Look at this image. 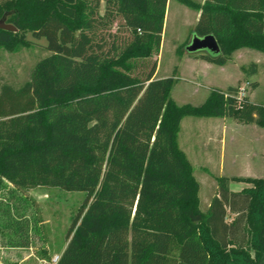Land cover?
Returning <instances> with one entry per match:
<instances>
[{
    "label": "trees",
    "instance_id": "obj_1",
    "mask_svg": "<svg viewBox=\"0 0 264 264\" xmlns=\"http://www.w3.org/2000/svg\"><path fill=\"white\" fill-rule=\"evenodd\" d=\"M100 1L0 0V19L17 28H0V50L29 45V32L49 51L19 87L0 85V181L85 194L56 264H264V178H233L249 186L231 191L218 177L201 211L177 141L186 116L264 129V105L239 99V82L177 104L174 73L154 77L156 60L132 74L136 59L159 54L168 0H104L103 14ZM178 1L198 11L193 34L218 43L201 59L224 65L237 49L264 52V0ZM116 15L132 32L119 53L97 39ZM256 71L251 63L248 75Z\"/></svg>",
    "mask_w": 264,
    "mask_h": 264
},
{
    "label": "rangeland",
    "instance_id": "obj_2",
    "mask_svg": "<svg viewBox=\"0 0 264 264\" xmlns=\"http://www.w3.org/2000/svg\"><path fill=\"white\" fill-rule=\"evenodd\" d=\"M104 9L105 1L101 0L99 14H103ZM197 18L198 11L178 0H168L159 54L145 60L136 59L138 68L132 74L141 72L142 63L156 60L157 78L172 77L174 73L175 81L170 97L177 104L198 105L213 87L225 89L227 85L235 86L239 82L242 97L252 95L254 102L264 105V52L245 47L238 53L239 49L235 50L224 66L210 63V67L206 69L201 67L202 64L199 60H194L193 56L199 57V54L207 51L189 53L184 46L193 37L192 29ZM101 35L106 41L103 50L107 51L114 42L119 53L126 46L132 32L125 26L123 18L116 15L111 25L99 29V43L102 42L99 41ZM26 36L30 40L29 45L17 46L14 50H0V85L9 83L19 87L29 79L30 70L35 63L49 54L44 38L34 39L29 32ZM253 62H257V73L248 75ZM241 77V80H237ZM255 82L257 84L254 86ZM218 119L220 123L225 122L227 125V147L221 169L216 154L210 155L213 159L205 157L203 144L200 143L210 129V118L186 116L182 118L181 130L177 134L178 145L186 152L198 184L196 197L201 211L205 210L208 201L216 194L218 177L226 176L231 189L245 185L233 178L247 175L256 176L249 178L264 177V155L258 154L264 153V129L254 123L235 125L236 120L230 117ZM217 131L220 132L221 129L214 127L212 135ZM84 195L83 192L57 188L36 187L25 190L14 188L1 180L0 264H56L55 257L64 246L67 227ZM232 217L229 213L227 220L230 221ZM13 236H23L24 239H19L17 244V239L14 242Z\"/></svg>",
    "mask_w": 264,
    "mask_h": 264
},
{
    "label": "crops",
    "instance_id": "obj_3",
    "mask_svg": "<svg viewBox=\"0 0 264 264\" xmlns=\"http://www.w3.org/2000/svg\"><path fill=\"white\" fill-rule=\"evenodd\" d=\"M165 22V21H164ZM161 47V46H160ZM240 51V49L237 51V53ZM193 58H194V60H199V62L202 64V66L201 67H203V68H208V67H210V62H208V61H205V60H203V59H201L200 57H198L197 55H195V56H193ZM253 63H256L257 64V62H253ZM226 64V63H225ZM219 66H224V65H219ZM157 69H158V65H157V67H156V71H157ZM242 70V69H241ZM156 71H155V74H154V77H156L157 78V74H156ZM243 71V70H242ZM246 73V72H245ZM256 73H257V71H256ZM256 73H254V74H256ZM244 75V74H243ZM242 75V76H243ZM242 79V77L241 78H238L237 80H241ZM254 81V80H253ZM257 83L255 82V83H253V85L255 86ZM228 86H234V84H230V85H227V87ZM258 86V85H257ZM257 86L255 87V89L257 88ZM215 87H218V86H215ZM218 88H221V87H218ZM223 89V88H222ZM250 97V99H252V95H250L249 96ZM207 118H210V120H211V122L209 123V127H210V129H208V131L206 132V135L207 136H203L202 137V141L200 142V143H202L203 144V151H204V154L203 155H205V157H208V156H210L211 154H216V160H218L219 161V163H218V166H219V168L221 169L223 166H222V164H223V161H224V157H225V153H226V147H227V140H226V131H225V129H226V127H227V125H226V123L225 122H219V119L218 118H221V117H207ZM222 118H224V117H222ZM219 122V123H218ZM236 124L235 125H238V124H240V125H242L241 124V122H238V121H236L235 122ZM244 124H247V123H244ZM249 124V123H248ZM214 127L215 128H217V129H221V131L220 132H218L217 131V133H215V135H212V134H214V132H213V130H214ZM260 127V126H259ZM180 130H181V126H180ZM214 142H215V146H214ZM212 145V146H211ZM183 150V149H182ZM184 151V150H183ZM185 152V151H184ZM186 153V152H185ZM258 154H263L264 155V153L263 152H260V153H258ZM211 157V156H210ZM211 159H213V156L211 157ZM220 176H223V175H220ZM226 177V176H225ZM235 177H238V176H235ZM241 177H256V176H241ZM258 177V176H257ZM261 177H263V176H261ZM264 178V177H263ZM246 186H249V184H246L245 183V185L244 186H242V187H238V188H236V189H231L230 188V186H229V189L231 190V191H240L243 187H246ZM214 196V195H213ZM212 196V197H213ZM211 197V198H212ZM211 200V199H210ZM210 200L208 201V203H207V205H206V208L208 207V205H209V203H210ZM205 208V209H206ZM58 255V254H57Z\"/></svg>",
    "mask_w": 264,
    "mask_h": 264
},
{
    "label": "water",
    "instance_id": "obj_4",
    "mask_svg": "<svg viewBox=\"0 0 264 264\" xmlns=\"http://www.w3.org/2000/svg\"><path fill=\"white\" fill-rule=\"evenodd\" d=\"M6 18H7V14L5 13L0 19V28L14 32L17 31V28L13 24L5 22ZM185 49L189 53H195L201 50L207 52L219 53L218 43L212 34H207L204 36H198L193 34V37L187 43Z\"/></svg>",
    "mask_w": 264,
    "mask_h": 264
},
{
    "label": "built area",
    "instance_id": "obj_5",
    "mask_svg": "<svg viewBox=\"0 0 264 264\" xmlns=\"http://www.w3.org/2000/svg\"><path fill=\"white\" fill-rule=\"evenodd\" d=\"M138 31H139V29H138ZM242 95H243L242 91L240 92V90H239L237 97L240 99V98H242ZM57 260H58V256L55 257V261H57Z\"/></svg>",
    "mask_w": 264,
    "mask_h": 264
}]
</instances>
